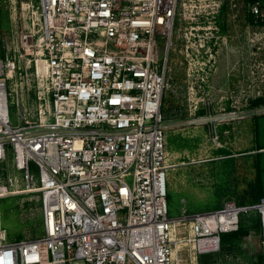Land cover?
Listing matches in <instances>:
<instances>
[{
	"label": "built area",
	"instance_id": "obj_1",
	"mask_svg": "<svg viewBox=\"0 0 264 264\" xmlns=\"http://www.w3.org/2000/svg\"><path fill=\"white\" fill-rule=\"evenodd\" d=\"M188 1L209 18L225 0H39L40 35L18 36L21 66L0 58V196L13 192L2 168L12 157L27 189L41 194L43 234L11 240L0 229V264H198L220 251L222 234L238 230L243 213L259 210L264 225V198L170 216L168 54L181 45L188 61L221 38L219 25L215 33L192 26L183 45L174 41ZM246 6L253 18L264 16L260 2ZM31 81L36 118L12 124L9 83L18 95Z\"/></svg>",
	"mask_w": 264,
	"mask_h": 264
},
{
	"label": "rangeland",
	"instance_id": "obj_2",
	"mask_svg": "<svg viewBox=\"0 0 264 264\" xmlns=\"http://www.w3.org/2000/svg\"><path fill=\"white\" fill-rule=\"evenodd\" d=\"M229 3L225 0L218 14L212 13L206 18L202 16L204 7L199 2L188 1L186 7L181 8L174 33V41L183 45L184 32L192 36V26L200 32V26H211L206 30L214 33L217 25L223 28L224 42L222 37L219 39L223 69L220 68L219 74L204 72L200 76H189L185 54L173 48L168 54L169 86L163 99V114L172 217L184 211L220 208L228 200L239 205L250 204L257 178H261L264 190V150H259L264 146V103L255 104L259 98H264V23L253 18L245 0H236L238 9L234 12ZM262 10L264 12V2ZM40 21L39 0H0V58H13L21 66L18 36L22 31H33L39 36ZM179 33L183 40H178ZM162 54L166 52L163 50ZM210 64L215 68L218 61L212 60ZM31 71L29 69L33 76ZM21 75L18 82L23 81ZM10 86L12 124L34 120L40 103L35 83L26 86V90L20 85L18 95ZM2 168L6 173L3 182L13 192L0 196V229H6L11 240L40 236L43 234L41 194L27 189V180L13 167L12 157L6 158ZM32 173L38 179L35 164H32ZM12 175L18 177L17 182H8ZM31 185L37 186V181ZM250 212L251 216L260 213L262 218L259 210ZM261 251L264 253V225L261 234L253 231L231 247L228 255L204 260L199 256L198 264H256ZM69 264L84 263L77 259Z\"/></svg>",
	"mask_w": 264,
	"mask_h": 264
},
{
	"label": "trees",
	"instance_id": "obj_3",
	"mask_svg": "<svg viewBox=\"0 0 264 264\" xmlns=\"http://www.w3.org/2000/svg\"><path fill=\"white\" fill-rule=\"evenodd\" d=\"M258 1L263 4L264 0H245L246 5ZM258 23H264V19L259 18ZM261 103H264V98H259L257 101H255L256 105H260ZM168 141V140H167ZM168 147V144H167ZM6 173L3 171L4 177ZM254 191V192H253ZM252 191L253 199L251 200L252 203L250 204H257L261 202L262 198H264V190L262 189V182L261 178H257L255 180V187ZM251 212L243 213L240 216V223H239V229L233 232H227L223 233L221 236V249L219 252L211 253V254H205L201 255L200 259L204 260V258H214L217 257H224L228 255V251H230L231 247L235 246L237 243H239L241 240L245 239L249 234H251L253 231L261 234L263 231V225H262V218L261 214H254L251 216ZM256 264H264V253L261 251L258 254L257 262Z\"/></svg>",
	"mask_w": 264,
	"mask_h": 264
},
{
	"label": "flooded vegetation",
	"instance_id": "obj_4",
	"mask_svg": "<svg viewBox=\"0 0 264 264\" xmlns=\"http://www.w3.org/2000/svg\"><path fill=\"white\" fill-rule=\"evenodd\" d=\"M222 32H223V28H221V37H222ZM223 38L224 36L222 37L221 41L224 42ZM198 44H199V40L197 39L195 40L194 46H198ZM177 51L181 52L180 47L177 48ZM182 53H184V51H182ZM201 53L202 54L200 55L196 53V49L192 50L193 55H191L192 57L188 60L189 62L188 74L201 75L204 74V72H206V74L210 73L211 75L219 74L221 69H223L220 63L222 60V55H221L222 46L219 40L215 38L206 40ZM201 60L203 61L201 62ZM212 60L218 61V66H216L215 68L212 67L214 66V64H210ZM200 62L202 63V65L203 64L207 65V67L205 68L204 66L200 65ZM220 87H222V84Z\"/></svg>",
	"mask_w": 264,
	"mask_h": 264
},
{
	"label": "crops",
	"instance_id": "obj_5",
	"mask_svg": "<svg viewBox=\"0 0 264 264\" xmlns=\"http://www.w3.org/2000/svg\"><path fill=\"white\" fill-rule=\"evenodd\" d=\"M259 150H264V146L263 147H260V149Z\"/></svg>",
	"mask_w": 264,
	"mask_h": 264
},
{
	"label": "bare ground",
	"instance_id": "obj_6",
	"mask_svg": "<svg viewBox=\"0 0 264 264\" xmlns=\"http://www.w3.org/2000/svg\"><path fill=\"white\" fill-rule=\"evenodd\" d=\"M0 189H2V190H3L4 188H0ZM262 209H263V211H264V206L262 207Z\"/></svg>",
	"mask_w": 264,
	"mask_h": 264
}]
</instances>
